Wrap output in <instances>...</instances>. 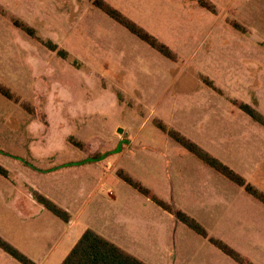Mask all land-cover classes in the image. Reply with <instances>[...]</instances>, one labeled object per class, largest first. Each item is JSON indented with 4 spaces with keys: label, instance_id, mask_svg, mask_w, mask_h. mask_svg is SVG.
Masks as SVG:
<instances>
[{
    "label": "rangeland",
    "instance_id": "374dc122",
    "mask_svg": "<svg viewBox=\"0 0 264 264\" xmlns=\"http://www.w3.org/2000/svg\"><path fill=\"white\" fill-rule=\"evenodd\" d=\"M93 1L0 0V86L10 95L0 92V166L7 172L0 173V233L19 240L18 223L3 205V191L14 193L5 185L4 178L11 177L7 166L58 170L99 162L127 144L116 140L122 132L137 133L144 145L158 135L154 151L132 147L119 170L154 188L162 199L168 193V175L175 183L173 196L179 199L181 179L183 195L203 197L205 207L182 204L199 215L209 236L254 264L245 254L258 255L241 238L240 226L247 217L249 226L254 225L251 217L264 214V203L200 162L157 124L163 121L182 132L264 194V126L234 104H247L264 117V0H207L233 16L213 28V12L197 0H102L166 45L175 60ZM23 25L39 38L31 37ZM48 43L66 55L49 49ZM207 81L222 93L209 88ZM117 124L124 130H117ZM63 181L53 186L66 188L67 197ZM91 183L87 179L83 189ZM115 190L123 214L137 211L153 221V238L170 234L173 244L175 233L178 264H242L207 238L200 245L183 234L181 227L192 230L180 221L175 227L160 207L123 180ZM232 226L237 234L232 235ZM121 237L131 239L129 232L122 231ZM0 238L19 251L1 234ZM163 255L162 250L153 253Z\"/></svg>",
    "mask_w": 264,
    "mask_h": 264
},
{
    "label": "crops",
    "instance_id": "0c3cea01",
    "mask_svg": "<svg viewBox=\"0 0 264 264\" xmlns=\"http://www.w3.org/2000/svg\"><path fill=\"white\" fill-rule=\"evenodd\" d=\"M231 14L227 13V11L219 12L215 8V12H213L215 20L212 23V28L217 24H223V22L227 24L228 22L225 19L233 18ZM208 87L217 92L212 87ZM217 94L219 95L220 93ZM148 118L149 115L142 121L141 125ZM168 127L170 128L171 126ZM124 128L119 124L116 126L117 130H124ZM125 134L122 132V135L119 137L120 139H116L118 141L125 140L124 143L127 142V144L121 146V151L119 150L118 154L109 155L99 162H79L76 166L58 170L52 166L37 169H29L25 166L18 168L7 166L8 169H6L9 175L11 174V177L4 178L7 182L5 185L8 186L7 189L12 186L11 188L14 193L11 194V191L6 189L3 191L6 199L3 200V205L12 214V220H16L18 223L17 233L19 240L18 242L14 240L11 234L10 236L4 232L0 234L35 264H61L86 230L94 231L145 264H178L180 254L177 251L178 237L175 238V233L173 236V244L170 242V234L167 236L165 234L160 235L159 239H155L153 238L154 232L152 230L153 221L146 215L137 211H133L130 215V211L124 214L122 213L121 204L117 200L115 190L120 185V180H122L117 176L121 159L126 153H133L132 147L134 146L139 150L152 149L151 151H154L152 147H156L155 143H157L159 138L158 135L149 137L148 143H146L147 145H144L141 141L143 138L137 135V133L129 134V136ZM122 137L124 139H121ZM129 176L131 175L129 174ZM132 178L139 182L134 177ZM87 179H90L92 183L91 188L85 190L83 188L87 186ZM167 179L168 182H165L164 186H166L168 193L166 191L165 194H162L165 195L163 196L165 200L155 194L154 188H147L142 183H139L147 188L151 195L158 197L173 207L176 206L184 210L197 222L199 221L205 225L204 221L199 218V215L187 209L182 204L183 201L188 202L186 205L205 207L206 205L202 200L203 197L199 194L183 195L180 192L182 189V181L179 179L177 183V196L179 199L176 200L173 196L175 183L170 181L169 175ZM0 180L3 179L0 177ZM57 180H64V185L67 181V197L65 196L66 188L54 189L53 183ZM80 180L83 181L79 182ZM76 182H78L76 186L77 195L85 194L82 199H78L76 189L74 190V183ZM51 190H56L58 195L53 194ZM33 192L42 194L44 197L60 205L69 214V221L65 222L48 211L34 198ZM143 196L148 201L153 202L150 197ZM95 198L98 199L94 206H92ZM106 203L108 205L104 207ZM165 213L170 217L171 223L175 227H178L177 221L179 220L173 214L162 209L161 215L163 217ZM251 218H254L251 220L254 222V225L251 226H249L250 219L248 217L246 220H241L243 223L240 226L241 238L247 245L249 244L251 246L252 251H255L258 256H251L250 253L245 255L254 264H262L264 262V214ZM7 221V218L3 219V225L5 227L7 226ZM181 228L183 234L190 235L196 243L200 245L206 244L205 240L207 239L204 237H201L193 230L191 233L189 230L183 227ZM122 231L124 233L129 232L131 239L126 240L122 238ZM231 233L232 235L233 233L237 234V230L233 226L231 227ZM156 250H162L164 253L163 257L153 256ZM0 264L21 263L0 249Z\"/></svg>",
    "mask_w": 264,
    "mask_h": 264
},
{
    "label": "trees",
    "instance_id": "16d2710c",
    "mask_svg": "<svg viewBox=\"0 0 264 264\" xmlns=\"http://www.w3.org/2000/svg\"><path fill=\"white\" fill-rule=\"evenodd\" d=\"M200 6L208 9L211 12H215V7L207 0H197ZM93 3L103 10L106 14H108L112 19L116 22L124 26L127 30L131 33L135 34L138 38L149 44L159 53L164 55L165 57L175 60V54L164 44L160 43L155 37L147 33L141 27H139L136 23L125 17L120 11L114 9L113 7L109 6L102 0H94ZM23 30H26L31 37L39 38L36 36L34 29L30 28L28 25L21 26ZM47 47L53 51L57 50L58 54L65 56L66 51L57 48V45H52L50 43L47 44ZM210 87H213L218 93H222L219 89L215 88L211 82L207 81ZM0 92L5 95H9L8 92L5 91L0 86ZM234 104L241 109L243 112L247 113L256 121L260 122L264 126V117L255 111L252 107L247 104L239 103L234 100ZM157 126L166 134H168L176 143L180 146L188 150L191 154H193L197 159L202 161L204 164L208 165L209 167L213 168L215 171L229 179L230 181L234 182L235 184L244 187L249 193L253 196L258 198L264 203V194L258 192L254 188H252L249 184L245 182V180L235 173L232 169H230L227 165L220 162L217 158L210 155L207 151L202 149L199 145L195 142L189 140L185 136H183L180 132L169 129L166 125L162 122H158ZM0 173L4 176L7 175L5 169L0 166ZM117 176L121 178L124 182L132 186L134 189L139 191L141 194L148 196L151 200L161 207L163 210L173 214L177 220L181 223L185 224L188 228L193 230L195 233L199 234L200 236L207 238L212 244L217 246L223 252L231 256L233 259L238 261L242 264H250L246 262L242 257H240L234 250L228 247L223 242L212 238L208 235L205 228L197 222L194 218L190 217L186 213L175 210L171 205L164 202L163 200L159 199L156 196L150 194V191L145 188L142 184L135 181L129 174L125 173L123 170L117 171ZM34 198L41 203L48 211H50L55 216L59 217L61 220L68 222L69 221V214L62 209L61 207L57 206L54 202L49 200L48 198L34 193ZM0 248L3 249L5 252L10 254L14 257L17 261L21 264H35L30 259H28L25 255L17 251L11 245L6 243L4 240L0 238ZM61 264H145L142 261L138 260L134 256L128 254L127 252L120 249L115 244L109 242L105 238L101 237L97 233L92 230H86L83 235L80 237L78 242L72 248L70 253L64 259Z\"/></svg>",
    "mask_w": 264,
    "mask_h": 264
}]
</instances>
